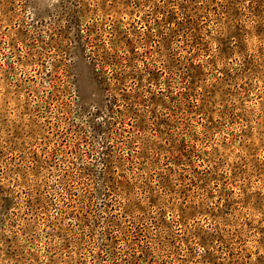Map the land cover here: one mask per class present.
Returning <instances> with one entry per match:
<instances>
[{"label":"rangeland","instance_id":"obj_1","mask_svg":"<svg viewBox=\"0 0 264 264\" xmlns=\"http://www.w3.org/2000/svg\"><path fill=\"white\" fill-rule=\"evenodd\" d=\"M262 225L264 0H0V264H264Z\"/></svg>","mask_w":264,"mask_h":264},{"label":"clouds","instance_id":"obj_2","mask_svg":"<svg viewBox=\"0 0 264 264\" xmlns=\"http://www.w3.org/2000/svg\"><path fill=\"white\" fill-rule=\"evenodd\" d=\"M209 27H212V25L211 24H209L208 25ZM141 39H142V34H143V28H141ZM9 51V49H5V52H8ZM250 51H251V49H250ZM234 60H235V64H233L232 66L234 67V68H236L237 70H240V67H241V61H240V57L239 56H237V57H234ZM136 67L138 68V69H143V65L142 64H140L139 62H137L136 63ZM49 70H51L50 68H49ZM115 71H117V72H119L120 71V69L119 68H115L114 69ZM125 70H127V66H125ZM117 86H119V85H117ZM161 88H163V84H161ZM193 131H199L198 129H194ZM123 156H125V157H127V155H128V153L127 152H123L122 151V153H121ZM241 183H243V182H241ZM229 187H231V185H229ZM210 188H211V186H210ZM211 190H213V191H215V189H211ZM262 226H264V225H262ZM242 235H243V233H242ZM251 234L249 233V234H247L246 236H245V241H247V238H248V236H250ZM131 243V241L129 240V244ZM246 248H248V250L250 251L251 250V246L250 245H248L246 242H245V245H244ZM128 249H126L125 248V246L122 244L121 245V256H123V253L125 252V251H127ZM179 254V253H178Z\"/></svg>","mask_w":264,"mask_h":264}]
</instances>
